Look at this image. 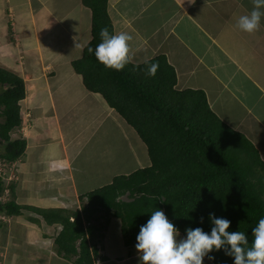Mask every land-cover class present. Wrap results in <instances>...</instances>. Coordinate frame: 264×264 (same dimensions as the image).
Instances as JSON below:
<instances>
[{
  "label": "crops",
  "instance_id": "1",
  "mask_svg": "<svg viewBox=\"0 0 264 264\" xmlns=\"http://www.w3.org/2000/svg\"><path fill=\"white\" fill-rule=\"evenodd\" d=\"M252 7L251 0H107L113 35L133 37L131 64L163 55L174 69L175 89L202 91L211 112L242 134L264 162V17L253 34L236 27ZM91 21L82 0H0V67L25 87L21 125L11 131L12 140L26 143L14 166L19 205L74 211L81 196L130 173L122 171L123 152L114 146L116 134L126 135L125 121L85 88L72 67L91 40ZM129 143L133 171L149 166L147 149L141 164ZM107 156L117 164L105 159L109 177L96 183ZM78 174L84 181L89 176L94 188L85 191ZM20 212L0 213V264H74L76 256L66 259L56 251L57 224L29 209ZM107 218L94 231L96 246L86 239L97 252L93 264H141L136 243L125 244L120 219ZM177 239L185 238L179 233ZM203 264L213 263L204 258Z\"/></svg>",
  "mask_w": 264,
  "mask_h": 264
},
{
  "label": "trees",
  "instance_id": "2",
  "mask_svg": "<svg viewBox=\"0 0 264 264\" xmlns=\"http://www.w3.org/2000/svg\"><path fill=\"white\" fill-rule=\"evenodd\" d=\"M82 3L91 10V40L72 67L85 88L100 94L137 133L150 165L84 194L80 210L74 211L19 205L15 183L10 182V198L0 203V213L13 217L29 209L49 225L60 224L56 251L66 259L76 256L74 264H93L97 252L94 246L89 249L86 239L98 229L91 221L100 214L120 219L126 245L137 243L140 227L155 210H162L184 238L188 228L210 234L211 213L231 221L228 230L244 232L251 243L252 229L264 218V162L255 148L211 112L202 91L175 89L174 69L163 55L139 65L129 63L122 71L101 64L88 49L102 42L101 28L113 35L107 0ZM152 63L159 64L155 77L147 74ZM0 87V169L7 176L15 175L10 168L25 152V140L10 138L21 125L19 102L25 87L22 78L1 67ZM4 176L0 195L6 189ZM123 196L128 201H122ZM210 255L213 264H234V257L223 249Z\"/></svg>",
  "mask_w": 264,
  "mask_h": 264
},
{
  "label": "clouds",
  "instance_id": "3",
  "mask_svg": "<svg viewBox=\"0 0 264 264\" xmlns=\"http://www.w3.org/2000/svg\"><path fill=\"white\" fill-rule=\"evenodd\" d=\"M251 2L253 5L251 12L240 16L236 24L239 30L248 34L259 30L261 19L264 17V0H251ZM99 34L102 42L95 50L89 48V53L94 51L96 59L106 68L122 71L133 59L131 48L133 37L126 32L110 35L107 27L101 28ZM158 68V63L150 64L147 74L155 77ZM2 172L0 169V176H4ZM11 175L4 176L6 189L0 195L1 204L10 198L7 189L9 183L17 181L15 175ZM209 219L213 225L210 234L200 227L188 228L186 238L178 240L179 229L169 221L162 210H155L147 223L140 227L137 236L135 247L141 253V264H203L205 257L210 261L215 259L210 255L213 250L221 249L224 250L225 255L234 257V264H264V218H261L252 229L251 243L244 232L228 230L231 221L217 218L211 213ZM57 225L60 233L62 226Z\"/></svg>",
  "mask_w": 264,
  "mask_h": 264
},
{
  "label": "rangeland",
  "instance_id": "4",
  "mask_svg": "<svg viewBox=\"0 0 264 264\" xmlns=\"http://www.w3.org/2000/svg\"><path fill=\"white\" fill-rule=\"evenodd\" d=\"M0 121H1V119H0ZM125 126H126L125 127L126 135L125 136L123 135V133H124L123 131L121 133L119 132V134H116L117 137L114 139V144H115L114 146H117L118 145V148L121 149L122 152H123L122 155H121V158H122L121 160L124 161L123 164H124L125 167L123 168L122 171H125L124 169H126V172H128V173L130 172L131 173L135 169L134 167H135L136 162H135V158H134L133 154H131V152L129 151V149L127 147L130 144L129 141L131 142V144L133 145V147L135 146L136 155H137L136 158L138 159V161H140L141 164L142 163L143 164L146 163V159H147L146 158L147 157V155H146V147L144 146V143H142V141H140V139L138 138L137 135H136L137 137H135V135L133 134V132H134L133 129L129 125H127V124H125ZM129 132L132 133L133 135L132 136L129 135ZM135 138H138V139H135ZM105 159H112V160H114V163L113 164H117V161H115V157L114 156L113 157L107 156L106 158H104V160L101 161L102 162V168L104 170L102 171V176H97L98 177L97 178L98 180H96V183H102L103 180H104V178L109 177V173L107 171H105V164L107 163L105 161ZM10 170H12L13 173H15L14 166H11ZM5 171L7 172L8 170H5ZM11 176H13V174ZM80 177L81 176L79 174L76 175V179L78 181L83 182V183L85 182V191H87L88 189H93L94 188V183L95 182H93L92 179H89V176L87 178H85L86 179L85 181L83 179H80ZM120 199L122 201L123 200L124 201H127L126 196L121 197ZM81 203H82L81 201H78L77 203H75L76 205H74V207L72 209L75 210V208H77L78 206L80 207L81 206ZM83 204H84V201H83ZM107 217L108 216H106V215L100 214V215H98V218L92 220L91 223L95 227H97L98 230H99L100 227L103 228V225L106 224V222L104 221V219H106V221H107V219H108ZM114 224L115 225H111L112 228H113V226H116L117 227V222L114 223ZM111 234L117 235L118 234L117 229L116 230H113L112 229L111 230ZM97 238H98V233L95 232L94 235H93V237H92V240L94 239L95 246H96V243L95 242H96Z\"/></svg>",
  "mask_w": 264,
  "mask_h": 264
}]
</instances>
